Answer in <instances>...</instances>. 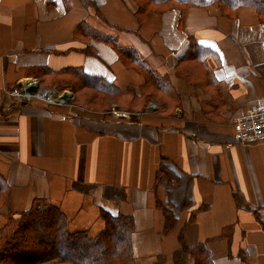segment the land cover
<instances>
[{"label":"crops","instance_id":"obj_1","mask_svg":"<svg viewBox=\"0 0 264 264\" xmlns=\"http://www.w3.org/2000/svg\"><path fill=\"white\" fill-rule=\"evenodd\" d=\"M206 1L139 23L135 0H0V230L49 202L92 236L102 211L131 216L136 264H174L180 236L215 264H264V142L238 145L231 126L264 104V24L254 7L232 18ZM191 42L202 49L181 62ZM119 50L168 80L164 100L99 112L52 82L82 68L140 96L143 71ZM31 79L69 102L12 103Z\"/></svg>","mask_w":264,"mask_h":264},{"label":"trees","instance_id":"obj_2","mask_svg":"<svg viewBox=\"0 0 264 264\" xmlns=\"http://www.w3.org/2000/svg\"><path fill=\"white\" fill-rule=\"evenodd\" d=\"M139 23L149 12H163L186 7H205L206 0H136ZM222 15L234 18L242 7H254L264 24V3L256 0H213ZM84 26H79V33ZM101 40L111 41L109 37ZM99 38V39H100ZM91 39L88 36L87 40ZM199 49L191 42L188 52L181 62L196 59ZM120 51V50H119ZM121 52V51H120ZM124 52V51H123ZM123 63L128 69L143 71L145 88L140 96L135 95L134 85L121 90L102 77L89 75L82 68H67L53 72L56 82L69 87L75 94V104L96 111H109L115 104L118 109L136 112L145 109L151 100H164L168 80L156 75L145 62L135 54L124 52ZM127 56V59L125 57ZM130 60V64L128 63ZM137 70V71H139ZM3 179H0L2 183ZM3 186L0 185V190ZM104 228L95 236L87 231H72L69 220L60 207L49 202L36 205L32 209L7 217L6 225L0 230V264H136L134 259V221L131 216L112 215L102 211ZM175 220L167 223L166 230H174ZM181 238V248L173 256L174 264H187L190 255L193 264H215L214 255L205 244L187 247Z\"/></svg>","mask_w":264,"mask_h":264},{"label":"built area","instance_id":"obj_3","mask_svg":"<svg viewBox=\"0 0 264 264\" xmlns=\"http://www.w3.org/2000/svg\"><path fill=\"white\" fill-rule=\"evenodd\" d=\"M32 86H36L37 90L32 93L26 92V89ZM7 96L14 104L29 102H41L45 105L61 104L59 98H55L53 90L39 86L38 79L28 80L22 87L7 90ZM155 108V105H151L150 109ZM231 126L234 141L238 145L247 146L264 142V104L249 109L244 114L234 118Z\"/></svg>","mask_w":264,"mask_h":264},{"label":"water","instance_id":"obj_4","mask_svg":"<svg viewBox=\"0 0 264 264\" xmlns=\"http://www.w3.org/2000/svg\"><path fill=\"white\" fill-rule=\"evenodd\" d=\"M36 90H37V87L36 86H32V87L26 89V92L32 93V92H35ZM59 101H62L63 103H68L69 102V98L67 97V95H64V96H62L60 98Z\"/></svg>","mask_w":264,"mask_h":264},{"label":"rangeland","instance_id":"obj_5","mask_svg":"<svg viewBox=\"0 0 264 264\" xmlns=\"http://www.w3.org/2000/svg\"><path fill=\"white\" fill-rule=\"evenodd\" d=\"M135 3H136V0H135ZM137 4V3H136ZM172 10V9H171ZM168 11V10H167ZM163 12H165V11H163ZM163 12H149L148 14H146L144 17H143V21H145L146 20V18L150 15V14H160V13H163ZM142 21V22H143ZM55 98H57V97H55ZM154 105V104H153ZM114 106V105H113ZM113 106H110V110H112V109H114L113 108ZM156 106V105H155ZM48 107H56V105H49ZM116 109V108H115Z\"/></svg>","mask_w":264,"mask_h":264}]
</instances>
